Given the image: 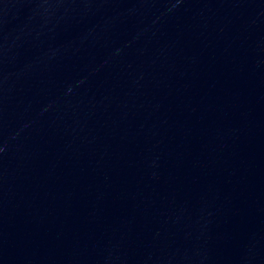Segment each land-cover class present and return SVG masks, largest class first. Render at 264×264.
Here are the masks:
<instances>
[{"label":"water","instance_id":"1","mask_svg":"<svg viewBox=\"0 0 264 264\" xmlns=\"http://www.w3.org/2000/svg\"><path fill=\"white\" fill-rule=\"evenodd\" d=\"M0 264H264V0H0Z\"/></svg>","mask_w":264,"mask_h":264}]
</instances>
